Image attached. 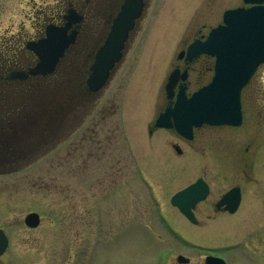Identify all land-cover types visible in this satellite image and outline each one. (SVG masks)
I'll return each instance as SVG.
<instances>
[{
  "label": "rangeland",
  "instance_id": "1",
  "mask_svg": "<svg viewBox=\"0 0 264 264\" xmlns=\"http://www.w3.org/2000/svg\"><path fill=\"white\" fill-rule=\"evenodd\" d=\"M63 2L0 0V138L5 144L14 130L4 148L18 157L0 165V227L9 238L0 264H177L183 248L171 228L198 245L191 264L215 251L228 264H264V65L244 90L242 126L202 128L190 144L166 130L149 134L167 106L169 74L183 67L177 55L243 0H152L126 59L97 96L84 93L81 78L122 0H82L84 29L56 73L2 80L29 67L18 50L32 25L38 29ZM199 177L212 195L199 206L196 228L171 198ZM239 184L236 214L210 209ZM31 212L41 217L34 229L25 224Z\"/></svg>",
  "mask_w": 264,
  "mask_h": 264
},
{
  "label": "water",
  "instance_id": "2",
  "mask_svg": "<svg viewBox=\"0 0 264 264\" xmlns=\"http://www.w3.org/2000/svg\"><path fill=\"white\" fill-rule=\"evenodd\" d=\"M244 1L254 6L247 9L228 10L224 15V24L214 29L206 42H196L189 49L190 58L202 53L216 57L212 82L194 93L190 99L183 95L179 96L175 107L158 119V126H175L179 133L191 138L194 127H200L203 124L230 126L242 124V91L259 66L264 63V0ZM135 3H128L123 9L106 48L98 56L93 67L94 73L88 81L91 91L96 92L105 86L110 77V71L121 59L119 50L122 49L128 31L132 29V20L139 15V9H136ZM74 37L75 35L66 38V29H51L48 38L34 47L41 61L31 74L38 76L52 74L64 50L74 42ZM179 79V74L176 71L173 72L167 84L168 90H171ZM36 123L38 124V121ZM12 125L16 129L27 128L25 123L19 124L18 121H14ZM11 135V139L5 142L8 148L16 139L14 131ZM0 165L5 167L6 162L3 161ZM236 193L238 192L231 191L226 195L219 207L227 205L229 211L234 213L241 201L240 192L238 198ZM207 195L208 187L199 181L176 194L171 202L193 221L191 209ZM26 224L33 228L37 227L40 224L39 215L29 214ZM7 247L8 238L0 229V256L4 254ZM180 260L183 258L180 257ZM207 264L226 263L223 259L210 257Z\"/></svg>",
  "mask_w": 264,
  "mask_h": 264
},
{
  "label": "flooded vegetation",
  "instance_id": "3",
  "mask_svg": "<svg viewBox=\"0 0 264 264\" xmlns=\"http://www.w3.org/2000/svg\"><path fill=\"white\" fill-rule=\"evenodd\" d=\"M71 1L73 3L69 4V2L67 0H65V2H63V5L58 8L57 13L55 15H53V12H51V16H53V17H50V13L45 14L44 15V17H45L44 18V22L39 24L40 27L38 29L36 28L37 27L36 25H32L31 31H34V35L33 36H29V35H27L28 33L27 34L25 33V35H27L28 38H27L25 44L21 45V47L18 50V52H20V55L24 54V57H25L24 61L27 62L29 67H27V69L14 70V71H11L9 73H6L4 76L1 77L2 80L7 81V82L26 83V82H29V81H31L33 79L38 78V76H34V75H31L29 73V71L32 68H34L39 63V57H38L37 53L35 52V50L33 48V45L35 43L39 42L40 40L46 38V34H47V31H48V28H50V27L54 26V27L63 29V28H66L68 24L72 25V28L70 30L69 29L67 30V35L75 32V34H76L75 42H74V44L70 45L65 50L64 55L61 58L59 63L61 64L63 61H65L68 58V54H71V52L73 51L72 49H74V47L78 44V38H79V36L81 35V32L84 29V23H85L86 18L88 17L86 15V13H85L84 7L82 5H80L82 0H71ZM129 1L136 2L137 4L135 6H139V8H142L143 12H142L141 16L139 17L140 19L136 20V24H135L134 30L129 32L128 42L131 39L132 34L137 30L138 24H139L138 22L146 17V13L148 12V9H149V4L152 2V0H122V3L120 4L119 8H117V11H116L115 15L111 19V23L108 26L109 28H108V31L106 32L104 38L100 41V43L96 47L93 48V51L88 55V58L86 59L87 63H88V69L86 70L85 74L81 78V80H82L81 81V88L84 89V93H86L87 95L97 96V95H100L102 93L101 90L98 91V92L90 91L89 87L87 85V82H88V80L91 77L92 67L96 64V61H97V58H98V55H99L100 51L103 49V47L107 43V40H108L110 34L113 31V27H114V24H115L117 18L122 13V10H123L124 6ZM64 5L66 7H64ZM63 11H66V12L64 14H62ZM42 27H44L43 28V32L41 31ZM208 33L209 32H207V34H201L199 37L195 38L193 41H191L186 46L185 49H183L177 55V60H179V61H181L183 63V67L176 66L173 70L178 69L181 74L186 73V79L183 80V79L180 78L176 88L172 92L165 91V96H166V99H167V106L163 109L162 112H160L157 115L156 120L168 108L174 106V104H175V102L177 100V97L180 94L181 88H184L185 95L187 97H190L195 91H197L202 86L206 85L207 83H209L211 81V79H212V77L214 75V65H215V58L214 57H211V56L206 55V54H202V55L198 56L197 58H194V59H191V60H189L187 58V49H188V47L192 43H194L195 41H199V40L203 41V40H205L207 35H208ZM128 42H126L124 44V48L122 50H120V54L122 56V59H121V61L119 63L116 64V69L126 59L127 51H128ZM115 70L113 71L112 76H113ZM54 73H56V72H54ZM193 73H195L196 76L194 77L193 80H191L193 78L192 77ZM47 77H49V76H47ZM201 82H203V83H201ZM198 84H200V86H198L197 89L194 90V87L197 86ZM156 120L152 124V126L149 128L150 136H153L155 134V132H157L159 130H166V129H162V128L157 127L156 126ZM205 127L215 128L213 126H208V125H204V126H202L200 128H196L194 130V138L192 140H186L180 134H178L175 129H170V130H166V131H169L172 134H175L177 136V138L181 142H183L184 144H190V143H192L193 141L196 140L197 132L199 130H201L202 128H205ZM86 139H87L86 137H83L82 143ZM82 143H80V144H82ZM2 147H3V143H2V139L0 138V152L2 150ZM177 147L178 146H174L175 150L178 149V148H179V150H181L180 147H178V148ZM37 156L39 157L40 154L37 155ZM3 157H6V159L9 160V161H13V160L16 161V159H14V158H18L17 156H14L12 154H10V155H1L0 154V159L3 158ZM244 173H246V172L244 171ZM199 178H203L209 184L210 192H209L207 198L204 201L196 204L195 207H193V209H192L193 213L195 215V218H196V222L195 223L190 222L179 210H177L178 213L180 215H182L185 218V220L190 225H192L193 227H196V228L197 227H199V228L202 227L201 226V224H202L201 222L202 221H200V219L198 218V216H199V206L202 203L207 202L209 200L210 196L212 195V188H211V185H210L209 181L206 178H204V177H199ZM195 181H193L191 183H188L187 185H185L180 190L186 188L187 186L191 185ZM234 187H238L241 190L242 200H241V203H240V206H239V209H240L241 205L244 202V192H243L240 184L239 185H235V186L231 187L230 189H232ZM180 190H178V191H180ZM229 190H227L225 193L221 194L215 201L211 202L210 209L213 212H215L216 214H220L221 213V214L234 215V214H236L239 211V209H238V211L236 213L231 214L228 210H226V205L225 206H221V207L218 206V204H219L220 200L222 199V197H224V195ZM210 216H212V215H210ZM171 230H172L173 234L175 235L176 239L179 242H181V246L183 248V249H180L181 246H178V248L180 249L179 250L180 253L176 255V257H177L176 258V263L177 264H191L193 262L192 249H195V247H198V245H196L191 240H189L190 238H188L186 235L183 236L177 230H176L177 231L176 232L174 228H171ZM226 249H228V247H226ZM179 256H183L185 258L182 261L183 263L179 261V259H178ZM208 256L220 257V258H223L227 262V260L224 258L223 254L221 252L217 253L215 251L214 253L211 252V253H208V254H206L204 256L203 264H206V259H207ZM160 264H162V262H160ZM198 264H200V263H198ZM227 264H228V262H227Z\"/></svg>",
  "mask_w": 264,
  "mask_h": 264
},
{
  "label": "trees",
  "instance_id": "4",
  "mask_svg": "<svg viewBox=\"0 0 264 264\" xmlns=\"http://www.w3.org/2000/svg\"><path fill=\"white\" fill-rule=\"evenodd\" d=\"M7 118V117H6Z\"/></svg>",
  "mask_w": 264,
  "mask_h": 264
}]
</instances>
